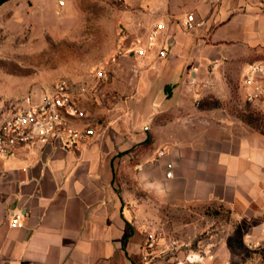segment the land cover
<instances>
[{"label": "crops", "instance_id": "1", "mask_svg": "<svg viewBox=\"0 0 264 264\" xmlns=\"http://www.w3.org/2000/svg\"><path fill=\"white\" fill-rule=\"evenodd\" d=\"M129 1L150 28L162 27L170 51L130 54L126 100L104 115L86 110L79 122L94 129L91 142L18 146L0 157V264H146L158 204L226 206L250 234L264 223V133L233 111L248 103L247 64L264 61V0ZM160 88L175 104L134 132L128 100Z\"/></svg>", "mask_w": 264, "mask_h": 264}, {"label": "rangeland", "instance_id": "2", "mask_svg": "<svg viewBox=\"0 0 264 264\" xmlns=\"http://www.w3.org/2000/svg\"><path fill=\"white\" fill-rule=\"evenodd\" d=\"M142 17L129 0L6 1L0 6V105L16 111L26 97L37 99L66 79L89 114L113 111L111 102L126 100L121 90L137 64L128 50L113 57L125 33L126 45L133 36L147 35L151 26ZM238 88L239 82L232 84V100L240 101ZM233 111L241 119L252 115L250 122L242 120L264 133V109L244 104ZM157 211L154 239L144 241L146 264L214 255L234 264H264V223L258 232L246 233L243 222L218 204H158Z\"/></svg>", "mask_w": 264, "mask_h": 264}, {"label": "built area", "instance_id": "3", "mask_svg": "<svg viewBox=\"0 0 264 264\" xmlns=\"http://www.w3.org/2000/svg\"><path fill=\"white\" fill-rule=\"evenodd\" d=\"M195 25L194 15L188 14L184 22L185 29H193ZM161 32L162 27L156 25L145 37H134L130 45H126L128 37L125 33L123 43L113 59L126 50L137 57H145L155 50L160 57L167 56L170 44L161 40ZM241 90L246 102L264 105V61L247 64ZM73 91L72 84L63 79L54 90L37 99L26 97L24 105L16 111L6 112L0 105V157L9 155L18 146L42 144L71 149L80 143L91 142L95 131L90 125L79 126V122L87 116V111ZM21 224L19 216H14L12 225ZM148 236L147 241L151 242L154 235Z\"/></svg>", "mask_w": 264, "mask_h": 264}, {"label": "water", "instance_id": "4", "mask_svg": "<svg viewBox=\"0 0 264 264\" xmlns=\"http://www.w3.org/2000/svg\"><path fill=\"white\" fill-rule=\"evenodd\" d=\"M174 104L175 99L169 97L164 88L150 91L139 100L129 99L132 130L140 133L150 129L155 118L169 110Z\"/></svg>", "mask_w": 264, "mask_h": 264}, {"label": "trees", "instance_id": "5", "mask_svg": "<svg viewBox=\"0 0 264 264\" xmlns=\"http://www.w3.org/2000/svg\"><path fill=\"white\" fill-rule=\"evenodd\" d=\"M6 1H8V0H0V6H1L3 3H5ZM246 106H249V104L247 103ZM251 116H252V115H248V116L245 115V117H244V115H242L241 117H243L244 119H246V120H248V121L250 122L249 119H250ZM243 118H242V119H243ZM259 131H260V130H259ZM261 132H262V131H261Z\"/></svg>", "mask_w": 264, "mask_h": 264}]
</instances>
